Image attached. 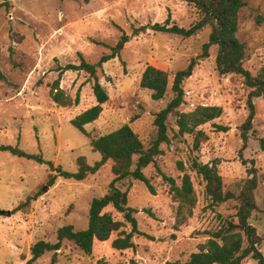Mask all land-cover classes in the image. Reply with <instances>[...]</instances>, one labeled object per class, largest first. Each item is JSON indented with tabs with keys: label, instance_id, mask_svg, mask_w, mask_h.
I'll list each match as a JSON object with an SVG mask.
<instances>
[{
	"label": "rangeland",
	"instance_id": "374dc122",
	"mask_svg": "<svg viewBox=\"0 0 264 264\" xmlns=\"http://www.w3.org/2000/svg\"><path fill=\"white\" fill-rule=\"evenodd\" d=\"M2 0H0L1 3ZM239 15L238 38L246 46L245 68L256 74L264 66V0H244ZM9 11L0 14V146H18L29 154H41L47 161L75 173L77 160L84 156L90 165L101 160L92 150L90 138L71 125L78 115L96 105L93 82L83 72H65L61 88L73 98L80 91L77 106H57L50 97L52 84L60 78V68L79 65L81 57L96 64L113 50L118 56L98 71L99 80L108 93L100 118L86 126L92 138L131 126L145 147L156 135V114L173 98L154 101L152 93L140 86L143 72L154 66L174 75L196 60L191 78L185 81V104L180 112L198 106L222 107L220 119L202 127L207 140L195 148V137L175 136L177 118H169L170 144L145 171L156 194L139 181L120 184L128 190L129 206L142 235H135V249L118 251L112 247L114 234L107 242H95L93 253L84 254L65 241L57 252L56 264H172L186 261L228 220H237L238 201L210 206L205 183L193 169L194 161L218 165L225 190L238 196L248 177L240 159V126L248 116V90L237 75L222 76L216 68L217 48L201 58L209 41L211 26L190 38L148 30L133 36L134 29L154 24H176L190 28L199 19V11L184 0H11ZM130 41L120 45L121 37ZM254 120L245 160H254L260 184L256 191L258 211L251 224L263 238L264 254V99H256ZM227 129V130H226ZM193 181L197 205L184 224L177 222V204L163 175L181 185L183 172ZM111 161L82 182L59 178L48 186L51 173L47 165L0 151V264H26L30 248L38 241L57 242V231L72 225L76 231L87 229L89 209L95 198L107 194L114 179ZM41 196L17 211L20 204L35 192ZM117 220H123L113 208H107ZM127 232H131L128 225ZM47 253L35 264H52ZM243 264H257L246 259Z\"/></svg>",
	"mask_w": 264,
	"mask_h": 264
},
{
	"label": "trees",
	"instance_id": "16d2710c",
	"mask_svg": "<svg viewBox=\"0 0 264 264\" xmlns=\"http://www.w3.org/2000/svg\"><path fill=\"white\" fill-rule=\"evenodd\" d=\"M79 1V0H75ZM90 3L91 0H83ZM188 5L194 6L200 14V19L190 28H181L176 24H170L168 20L165 24H154L134 29L133 36H138L148 30L163 32L190 38L198 34L205 27L211 26L209 41L203 47L201 58L209 57L212 47L217 48L216 68L220 75H237L243 79V84L248 90L246 121L240 126L242 147L239 152L242 163L246 166L248 177L245 180L238 196L226 191L224 181L220 175L218 165L202 164L194 161L193 169L205 183V196L210 201V206L216 207L231 200L238 201L237 220H228L216 231L209 232L208 240L199 246L197 253L191 254L186 261H176L172 264H243L251 258L257 264H264V254L261 251L263 242L258 230L251 224V219L258 211L256 202V191L260 180L254 160H245L244 151L248 148L251 132L256 117L255 100L264 99V66L253 74L245 68L244 62L247 51L237 34L239 26V15L245 6L244 0H184ZM12 7L11 0H2L0 3V14L2 11H9ZM130 41V37L123 35L120 45ZM118 56V51L113 50L109 55H103L98 63L92 64L81 57L79 65H67L60 68V78L56 80L50 90L52 101L59 107L68 108L77 106L80 103V91L75 98L67 94L61 88V76L65 72H83L90 77L93 82V92L96 98V105L71 121V125L80 133L90 138L92 150L99 153L101 160L94 165L87 162L86 157L81 156L77 160L78 169L75 173L65 171L60 166H55L53 162L47 161L41 154H29L18 146H0V151L8 152L13 156L34 161L39 165H47L50 169L48 176V186L55 185L59 178L82 182L89 176L96 174L107 162L111 161L112 174L114 179L109 185L106 195L93 199L89 209V224L87 229L76 231L72 225H66L58 229L57 242L50 243L38 241L30 248L31 258L26 264H35L47 253H53L52 264L57 263V252L62 248L65 241L73 243L84 254L93 253L95 242H107L116 234L112 247L118 251L135 249L133 238L135 235H142L138 227V220L135 214L138 211L129 206L128 190H123L120 184L135 180L147 186L149 191L155 195L156 191L151 181L144 171L150 166L155 165L156 159L162 155L161 146L170 144L169 118L175 116L178 132L175 136L183 137L190 135L195 137L194 146L199 149L201 142L207 140L206 134L199 130L200 127L220 119L224 110L218 106H198L191 112H180V108L185 104L184 83L192 77L196 60L189 66L178 71L172 81L168 72L148 66L142 74L140 86L152 93L154 101L165 98L169 88L173 98L166 108L156 114L154 126L156 135L149 147H145L143 141L134 129L125 125L109 134L92 138L87 132L86 126L96 122L102 112L103 106L109 101V96L102 86L98 71L103 65ZM0 79H5L0 74ZM227 130V129H226ZM260 146L264 150V140H260ZM179 168L184 173L181 185H178L172 177L163 175L164 180L170 187L173 201L177 204V222L184 224L193 216L197 205V196L191 176L185 172L183 164L179 163ZM41 196V192L29 195L25 202L20 204L17 211L30 205L34 200ZM107 208H113L118 214L122 215L123 220H117ZM128 225L131 232H127Z\"/></svg>",
	"mask_w": 264,
	"mask_h": 264
}]
</instances>
